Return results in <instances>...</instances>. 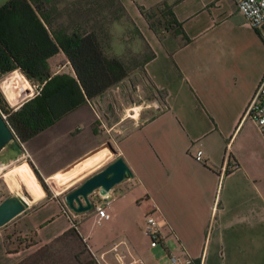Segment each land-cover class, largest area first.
<instances>
[{"label": "crops", "instance_id": "0c3cea01", "mask_svg": "<svg viewBox=\"0 0 264 264\" xmlns=\"http://www.w3.org/2000/svg\"><path fill=\"white\" fill-rule=\"evenodd\" d=\"M119 1L154 52L143 72L161 99L152 100L153 109L137 111L127 127L116 101L128 108L132 94L117 84L107 91L112 99H105L115 116L110 128H123L116 139L97 124L96 103L106 89L20 142L21 148L12 140L6 154L19 156L23 144L39 182L40 174L62 184L81 182L117 155L131 172L106 192L108 218H98L94 205L73 212L59 197L43 193L27 197L29 205L16 215L14 230L46 244L68 230L73 219L100 264H120V255L166 264L170 252L202 264H264V137L243 115L264 69V44L235 0H167L187 38L170 31L160 38L149 26L139 5L151 7L161 0ZM48 63L51 73L75 75L63 51ZM20 70L0 75L1 95L14 109L41 89V83L29 79L39 88L30 94ZM199 148L201 161L195 158ZM90 196L105 204L104 198ZM152 202L164 234L154 246L142 229ZM10 245L7 230L0 227V264L25 257L22 248Z\"/></svg>", "mask_w": 264, "mask_h": 264}, {"label": "trees", "instance_id": "16d2710c", "mask_svg": "<svg viewBox=\"0 0 264 264\" xmlns=\"http://www.w3.org/2000/svg\"><path fill=\"white\" fill-rule=\"evenodd\" d=\"M50 1L6 0L0 4V75L19 68L29 79L41 83L40 92L15 109L7 105L0 92V111L14 132L13 140L17 148H21L20 142L39 133L75 106L102 94L130 72L122 57L106 52L105 37L102 35L105 31L98 20L88 24L89 28L80 23L71 27L62 24L52 27L47 6ZM108 1L115 6L116 12H120L127 29L146 48L147 52L140 63L143 67L154 52L121 2ZM139 9L160 38L169 31L187 38L182 22L175 16L172 4L167 0H161L151 7L139 5ZM59 51L64 52L75 75L51 73L48 58ZM72 222L68 230L47 243L43 250L16 264H48L42 260V253H47L52 242L64 237L74 241L75 250L83 251L86 256L83 263L75 255V264H98L73 219Z\"/></svg>", "mask_w": 264, "mask_h": 264}, {"label": "rangeland", "instance_id": "374dc122", "mask_svg": "<svg viewBox=\"0 0 264 264\" xmlns=\"http://www.w3.org/2000/svg\"><path fill=\"white\" fill-rule=\"evenodd\" d=\"M4 1L6 0H0V4ZM47 6L51 13L52 27H60L61 24L63 26L71 27L76 25V23H80L83 24L84 27L89 28L88 24L95 20H98L100 25H102V30L106 33L103 32L102 35L105 37L103 41L108 54H117L122 57L130 71L128 76L117 84H121L119 85L120 89H125L131 92L132 102L128 105V108L124 109L122 104L116 101L120 116L125 118L124 121H128V124H126L128 125L127 127L133 125L134 120L132 116L137 111L139 112L141 109H145L146 111L148 109H153L154 98L160 100L162 93L158 89H153V87L148 86L149 81L145 77L143 67L140 64L147 52L146 48L143 43L137 40L131 31L127 29L123 17L120 16V12L115 11L114 5H110L108 0H52L48 2ZM9 76L10 75H8V77ZM13 82L10 83L9 80H7V83L12 84V86L14 85ZM10 84L6 85L5 82L4 86L6 85L5 87L8 89L9 87H12ZM18 84L21 85V81L18 82ZM26 84H24L23 87L27 88ZM115 85L109 87L106 92H104L105 95L100 99V102L96 103V108L98 110L97 124L99 125V129L101 131H109L107 133L113 136L114 139L117 138L120 131L119 128L122 127L118 126V128H110V126L115 123V116H111L108 113L109 108L106 105L107 101L105 99H107V97L108 99H112V94H107V91H111ZM138 105L142 108H139ZM153 112L154 111H151L147 115ZM10 148L11 144L7 145L3 150H0V163L4 162L6 164L3 167L0 165V200L10 193L23 194L33 199L39 198L44 193V197L55 195L61 199L62 203H64V193L80 183V181H78L68 185L69 180L66 181L68 178H65L63 181H66L67 183L62 184L61 179L55 180V177L53 179H45L41 174L38 176L40 178V183L27 163V160L30 162V154L25 149L24 145L22 144L23 152L15 157H8L6 154ZM110 154L112 153L110 152ZM104 165L98 169H101ZM18 217L19 216H14L4 225L0 226L7 230V236L10 239L11 248H22L26 253L25 257L32 255L41 249L43 250L47 243H37V241H35L30 235L24 236L14 230L13 227L15 226ZM42 255V260L48 262V264H75V255L81 259L83 263L85 262L84 259H86L83 251L75 250V242H72L69 237H64L58 241L52 242L50 247H48L47 253L44 254L43 252ZM92 255L96 260L97 258L93 252ZM97 261L98 264H100L98 259Z\"/></svg>", "mask_w": 264, "mask_h": 264}, {"label": "built area", "instance_id": "2783aa9c", "mask_svg": "<svg viewBox=\"0 0 264 264\" xmlns=\"http://www.w3.org/2000/svg\"><path fill=\"white\" fill-rule=\"evenodd\" d=\"M238 9L244 14L246 20L251 25V27L256 31L258 37L264 44V0H235ZM32 90L30 94H33L37 90L36 83L29 80ZM3 114V113H2ZM4 115V114H3ZM243 115L250 117L264 137V69L258 80L256 81L246 105L243 111ZM5 116V115H4ZM195 158L199 161L202 160V149H197L195 153ZM1 167L5 166L4 162L0 163ZM96 190V189H95ZM93 191L92 195L94 197H101L105 199V204L103 205L99 201H95L92 198L93 205L96 210L98 218H108L109 213L106 211V206L109 203V195L105 193H100L99 191ZM158 206L156 203L152 202L149 209L145 212L142 221V229L145 235L149 238L151 245H157L164 241V234L162 231V225L160 222L159 215L157 214ZM113 248H116V243L113 244ZM120 264H143L142 260L139 258H133L131 260H125L123 255H120ZM166 264H202V261L195 262L194 258L191 256L179 257L176 253L170 252L168 255V260Z\"/></svg>", "mask_w": 264, "mask_h": 264}, {"label": "water", "instance_id": "95a60500", "mask_svg": "<svg viewBox=\"0 0 264 264\" xmlns=\"http://www.w3.org/2000/svg\"><path fill=\"white\" fill-rule=\"evenodd\" d=\"M21 71V70H20ZM22 72V71H21ZM23 73V72H22ZM12 128L7 123L5 116L0 111V150L14 139ZM111 153L116 150L109 144ZM130 168L121 155L107 162L101 169L85 177L80 183L64 193V200L67 206L75 211L82 212L92 208L93 201L90 194L98 189L105 193L116 183L123 180ZM29 202L22 195L10 193L0 200V226L4 225L18 213L22 212Z\"/></svg>", "mask_w": 264, "mask_h": 264}, {"label": "bare ground", "instance_id": "6f19581e", "mask_svg": "<svg viewBox=\"0 0 264 264\" xmlns=\"http://www.w3.org/2000/svg\"><path fill=\"white\" fill-rule=\"evenodd\" d=\"M26 86H27V88H28V84H26ZM137 114V112L133 115V116H135ZM14 162V161H13ZM24 198H26L27 200H28V198H27V196H25V195H23V194H21Z\"/></svg>", "mask_w": 264, "mask_h": 264}]
</instances>
